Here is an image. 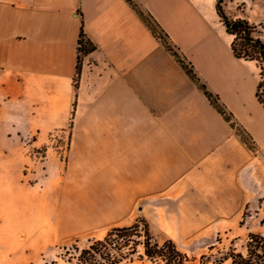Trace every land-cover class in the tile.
<instances>
[{
	"label": "crops",
	"instance_id": "0c3cea01",
	"mask_svg": "<svg viewBox=\"0 0 264 264\" xmlns=\"http://www.w3.org/2000/svg\"><path fill=\"white\" fill-rule=\"evenodd\" d=\"M132 1L256 149L127 0H0V123L20 134L68 130L57 207L46 212L66 220L64 235L143 218L151 233L175 239L202 233L211 219L252 202L247 178L264 159V108L255 83L248 99L251 61L234 56L218 0ZM81 31L93 49L77 70ZM9 203L16 208L17 197ZM25 210L32 217L34 195L25 197ZM45 236L49 241L42 230L41 241Z\"/></svg>",
	"mask_w": 264,
	"mask_h": 264
},
{
	"label": "rangeland",
	"instance_id": "374dc122",
	"mask_svg": "<svg viewBox=\"0 0 264 264\" xmlns=\"http://www.w3.org/2000/svg\"><path fill=\"white\" fill-rule=\"evenodd\" d=\"M220 6L229 15H225L227 18L241 14L247 16L245 20L255 26L253 36L264 42V0H222ZM234 40L237 49L255 55V50L245 48L239 35ZM250 64L246 84L248 99H251L250 92L257 78V63L251 61ZM237 131L247 146L255 150L251 139L239 128ZM68 136L67 129L51 134H20L11 131L7 123H0V264H69L64 254L66 249L73 245L85 247L91 238H101L108 230L90 229L64 235L70 231L66 220L47 216L49 205L57 207L56 195L54 197L56 180L65 160ZM247 183L253 189L251 203L237 205L229 214L211 219L202 233L175 236L176 245L189 257L184 264H199L200 254L208 252L210 245L227 250L232 244L243 252L249 232L264 233V223H261L264 220V159L261 156L258 157L256 177L252 170ZM28 195H34L32 217L27 216L25 210ZM11 196L17 197L16 208L15 204L9 203ZM51 197H54L53 201H50ZM41 224L43 228L39 227ZM13 226L16 229L11 233ZM30 228L32 231L29 232ZM42 230L51 234V238L47 237L49 241L46 236L41 241ZM58 232L61 236L56 235ZM152 235L158 242L168 238L163 234ZM211 252L218 256L217 249ZM121 264L153 263L135 256Z\"/></svg>",
	"mask_w": 264,
	"mask_h": 264
},
{
	"label": "trees",
	"instance_id": "16d2710c",
	"mask_svg": "<svg viewBox=\"0 0 264 264\" xmlns=\"http://www.w3.org/2000/svg\"><path fill=\"white\" fill-rule=\"evenodd\" d=\"M127 1L149 26L153 34L161 40L165 48L179 62L190 79L203 91L211 104L237 131L239 127L235 125L232 113L220 102L216 94L207 89L204 82L196 74L193 65L172 44L168 36L149 15L145 14L132 0ZM221 2L222 0L217 2V12L226 27V31L233 35L231 49L234 56L257 63L254 96L264 108V42L253 36L255 26L247 20L227 18L220 6ZM238 35L243 40L245 48L255 50V55L248 54L245 49L235 47L234 39ZM92 49L93 46L81 31L77 40V70L80 66V57ZM73 86L76 89V78ZM239 130L243 132L240 128ZM237 133L242 139L240 133L238 131ZM261 223L263 224L264 220H261ZM213 249H217L218 256L211 252ZM64 254L67 256L66 261L69 264H121L133 260L135 256L141 259L145 258L153 264H184L189 260L188 255L178 248L173 239L166 238L162 242H158L150 232L147 221L143 218H137L131 225L110 227L103 237L91 238L88 244L82 248L73 245L70 249H66ZM209 263L264 264V233L249 232L246 236L243 252L236 250L232 244L227 250L218 249L214 245L208 246V252L199 256V264ZM53 264H56V262H53Z\"/></svg>",
	"mask_w": 264,
	"mask_h": 264
}]
</instances>
